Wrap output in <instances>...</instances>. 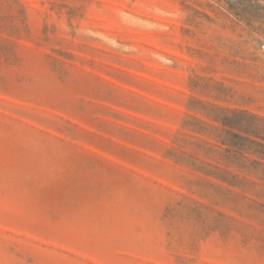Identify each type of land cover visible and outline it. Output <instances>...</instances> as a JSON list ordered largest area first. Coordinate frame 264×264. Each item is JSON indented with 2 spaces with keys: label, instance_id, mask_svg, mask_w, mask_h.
Here are the masks:
<instances>
[{
  "label": "rangeland",
  "instance_id": "rangeland-1",
  "mask_svg": "<svg viewBox=\"0 0 264 264\" xmlns=\"http://www.w3.org/2000/svg\"><path fill=\"white\" fill-rule=\"evenodd\" d=\"M231 134L264 145V0H0V264H264Z\"/></svg>",
  "mask_w": 264,
  "mask_h": 264
},
{
  "label": "trees",
  "instance_id": "trees-1",
  "mask_svg": "<svg viewBox=\"0 0 264 264\" xmlns=\"http://www.w3.org/2000/svg\"><path fill=\"white\" fill-rule=\"evenodd\" d=\"M232 115H238L236 113H231ZM241 115V114H240ZM254 119V117H252ZM225 119H220L218 123L223 127L227 129L236 130L237 132H242L245 135H248L253 138H257L256 135H253V133H249L248 131H244L243 129H235L237 127H233L234 125H230L229 123H226ZM225 132V131H224ZM226 134H230V132L226 131ZM231 137L235 140H239L242 142V144H238L236 142H231L227 139H222V141L219 142V144L224 147L223 150L228 157H226L227 162H229V155L230 158L232 157V160H234L231 163H226L227 166H237L234 165L236 162H243L241 167L239 168V173L245 175V176H252L253 178L257 179L258 181L264 183V169L261 170V168L264 167V145L257 143L253 140H250L248 138H243L238 135L231 134ZM245 156L249 157L250 159L246 158ZM249 163L248 167H245L244 164ZM224 175H231L233 183H237V178H239V175H232L228 172H224ZM241 179L240 182L246 181L244 178ZM230 183V184H233ZM239 184V183H238ZM253 184L254 183H250ZM262 198L264 199V193H261Z\"/></svg>",
  "mask_w": 264,
  "mask_h": 264
}]
</instances>
